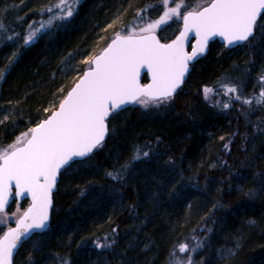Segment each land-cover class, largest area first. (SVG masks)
Here are the masks:
<instances>
[{
  "label": "trees",
  "instance_id": "1",
  "mask_svg": "<svg viewBox=\"0 0 264 264\" xmlns=\"http://www.w3.org/2000/svg\"><path fill=\"white\" fill-rule=\"evenodd\" d=\"M210 1L0 0V157L59 106L115 36L177 8L176 19L144 30L169 41L185 5ZM261 93L264 15L243 45L212 43L174 98H141L113 113L102 146L61 173L49 229L20 247L14 264H181L183 244L200 245L192 264H264ZM137 148L149 157L110 178ZM27 206L13 199L0 237Z\"/></svg>",
  "mask_w": 264,
  "mask_h": 264
},
{
  "label": "snow or ice",
  "instance_id": "2",
  "mask_svg": "<svg viewBox=\"0 0 264 264\" xmlns=\"http://www.w3.org/2000/svg\"><path fill=\"white\" fill-rule=\"evenodd\" d=\"M184 7L187 13L182 17L185 32L194 31L195 36L200 38L199 49L194 48L191 54L185 53L183 35L172 44H161L154 36L137 39L129 35L119 42L113 41V46L101 56L94 61H86L93 66L60 103L59 111L30 129L31 137L26 139L25 146L5 152L0 157V212H4L8 204L12 182L21 189V195L29 192L33 200V206L17 221L19 228L10 229L0 240V264H11L13 250L17 248L21 235L27 236L31 230L49 227L46 222L51 204L50 194L60 169L70 166V162L76 158L89 156L94 149L102 146L108 132L106 120L111 112L123 110V106L142 95L160 101L171 97L189 71V62L195 61L203 53L209 35L227 37L229 45L248 41L254 34L260 10L264 9V0H214L198 13L188 12L187 6ZM169 12L180 15L177 8ZM169 12L165 13V17L169 16ZM66 14L69 17L72 15L70 7ZM165 22L162 18L156 21V25ZM154 26L148 25L149 28ZM33 35H27L26 44L31 42ZM145 65L152 72L153 83L141 86L138 81L139 69ZM229 91L235 92V89ZM261 96L264 97V93ZM256 102L264 104V100ZM244 103L251 104L252 101L245 100ZM23 135L27 137L28 133ZM148 157V150L137 148L127 167L122 166L116 176L112 173L108 175L118 179L132 164ZM29 220L31 223L26 224ZM0 223L3 221L0 220ZM94 243L97 248L112 247V243ZM199 247V244L192 249L186 244L178 246L179 252L189 253L187 260L181 264H192L191 253Z\"/></svg>",
  "mask_w": 264,
  "mask_h": 264
},
{
  "label": "water",
  "instance_id": "3",
  "mask_svg": "<svg viewBox=\"0 0 264 264\" xmlns=\"http://www.w3.org/2000/svg\"><path fill=\"white\" fill-rule=\"evenodd\" d=\"M214 2V0H212L210 3H208L207 5H205L204 7L198 9V10H190L188 12H193V13H198L200 11H203L205 8L209 7L212 3ZM187 13H185L184 15H186ZM183 15V16H184ZM264 15V9L260 10V13L258 15V18H257V22H256V25L258 23V21L261 19V17ZM256 25L254 26V34H255V29H256ZM253 34V36H254ZM131 36L139 39L141 37H152L154 36L156 38L157 41H159V43L161 44H172L176 41H179L181 39V36L183 35L184 36V39H183V50L185 53L187 54H191L192 50L195 48V49H199L201 47V44H200V38L195 36L194 34V31H188V32H185V24L183 22V19L181 21V27H180V30L179 32L176 34V36L169 40V41H162L159 37V35L155 32V31H148V32H143V33H140V34H130ZM129 35H122V34H119L117 36L114 37V39L99 53L97 54L96 56H94L92 58L91 61H94L95 58L101 56L110 46H113V41H121L123 38L127 37ZM252 36V37H253ZM252 37H249L252 38ZM214 42H219L220 44L224 45L227 49H234V48H237L238 46H241L243 45L244 43H246L247 41L245 42H239L235 45H229L228 44V38L227 37H222V36H219V35H209V38H208V41H207V44L205 45L204 47V51L203 53L199 56L198 59H196L195 61H191L189 62L188 64V68H189V71L186 73L185 77H184V80L183 82L180 84V86L176 89L175 93L169 97V98H174V96L179 92V90L184 86V84L186 83V81L188 80V77L190 75V72L192 70V65L195 64L197 61H199L200 59H202L203 57H205L208 52H209V49H210V45ZM93 65L91 64V66L89 68H87L83 73L82 75L80 76V78L74 83V85L71 87V89L68 91V93L66 94V96L63 98L66 99L68 94L75 88V86L77 84H79L81 82V80L84 78V75L86 72H88L90 70V68L92 67ZM138 81H139V84L141 86H145V85H148V84H152L153 83V80H152V72L151 70L147 67V65L141 67L139 69V76H138ZM141 98H146V99H150V100H153L151 99L150 97L148 96H139L137 98L136 101L134 102H130L128 103L127 105L123 106V110L127 109L129 106H131L132 104H134L135 102H137L139 99ZM62 100V101H63ZM61 101V102H62ZM60 102V103H61ZM60 105V104H59ZM123 110H114L111 112V114L109 115V117L107 118L106 120V124L108 126V119L110 118V116L113 114V113H116V112H119V111H123ZM57 111H59V106L53 110L45 119L41 120L40 122L50 118L54 113H56ZM39 122V123H40ZM38 123V124H39ZM37 125H35L33 128H36ZM32 129V128H31ZM108 132H109V128H108ZM108 132L106 133L105 135V138L103 140L102 143H104L106 140H107V137H108ZM31 137V132L29 131L28 133V136L20 143L16 144L13 148H11V151H13L15 148H19V147H24L25 146V142H26V139L30 138ZM96 149L93 150V152L95 151ZM90 153L89 156L87 157H84V158H76L74 162H78V161H82V160H85L87 159L88 157H90L92 154ZM74 162H70V165L73 164ZM0 164H2V160H0ZM68 166L64 167V168H61L57 177H56V181H55V185L54 187L51 189V194H50V200H51V204H50V207L48 208V220H47V224L51 225V221H52V209H53V196L54 194L56 193L57 191V188H58V184H59V181H60V175L61 173L67 168ZM21 193V189H18L16 186H15V182H12V185L10 187V190H9V193H8V204L5 208V211L9 208V206L12 204L13 202V199L15 198L16 202L18 203H21L23 201H27L29 204L27 206V208L17 217V219L15 220L14 222V225L11 226L10 228H8L4 234L0 237V240H3V237L5 236V234L8 233V231L10 229H17L19 228V225L17 223V221L21 218H23V214L25 211H27L29 208H31L33 206V200H32V196H31V193L29 192H24L23 195L20 194ZM4 211V212H5ZM4 212H0V215L3 214ZM27 223H31V221H26V224ZM48 228L44 229V230H31L30 233L25 236V235H21L20 237V241L17 242V248L13 250V254H12V257H11V264H14V259H15V256L18 252V250L20 249V247L25 243L27 242L31 237H33L35 234H41L45 231H47ZM23 230L21 229V232Z\"/></svg>",
  "mask_w": 264,
  "mask_h": 264
},
{
  "label": "rangeland",
  "instance_id": "4",
  "mask_svg": "<svg viewBox=\"0 0 264 264\" xmlns=\"http://www.w3.org/2000/svg\"><path fill=\"white\" fill-rule=\"evenodd\" d=\"M207 1H209V0H197V3L199 4H202V3H205V2H207ZM194 10V9H193ZM167 12V11H166ZM162 17H165V15H163ZM173 17V19H176V15H172L170 12H169V16L168 17H165L166 19H165V23H163V24H159L160 26H164L165 24H167L168 22H170V20H171V18ZM156 21H158V20H156ZM156 21H153V23H151V24H153V25H155L156 26ZM148 26V25H147ZM145 27V28H143V29H141V27H132L133 29H132V32L133 33H142L141 31H144V30H146L147 28H149V27ZM154 26V27H155ZM150 29V28H149ZM140 30V31H139ZM130 33V34H133V33ZM144 32H146V31H144Z\"/></svg>",
  "mask_w": 264,
  "mask_h": 264
}]
</instances>
